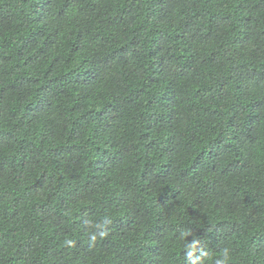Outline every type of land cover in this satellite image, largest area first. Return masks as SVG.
<instances>
[{
    "label": "trees",
    "instance_id": "1",
    "mask_svg": "<svg viewBox=\"0 0 264 264\" xmlns=\"http://www.w3.org/2000/svg\"><path fill=\"white\" fill-rule=\"evenodd\" d=\"M218 260L264 264V0H0V264Z\"/></svg>",
    "mask_w": 264,
    "mask_h": 264
},
{
    "label": "clouds",
    "instance_id": "2",
    "mask_svg": "<svg viewBox=\"0 0 264 264\" xmlns=\"http://www.w3.org/2000/svg\"><path fill=\"white\" fill-rule=\"evenodd\" d=\"M106 233L104 232H101L100 235L101 236H104ZM93 240H95V236L92 237ZM189 255H191V253H189ZM228 259V252H227V249H225L224 251V260H227ZM216 264H224V261H221V260H218L216 262Z\"/></svg>",
    "mask_w": 264,
    "mask_h": 264
}]
</instances>
